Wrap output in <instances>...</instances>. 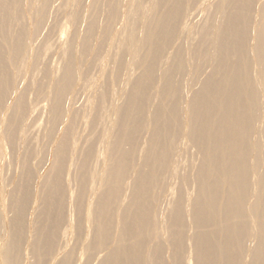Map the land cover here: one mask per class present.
<instances>
[{
	"label": "bare ground",
	"instance_id": "1",
	"mask_svg": "<svg viewBox=\"0 0 264 264\" xmlns=\"http://www.w3.org/2000/svg\"><path fill=\"white\" fill-rule=\"evenodd\" d=\"M18 1L0 0V264H264V3L256 27V0L195 27L214 0H29L22 29ZM50 40L67 55L33 92L39 157L18 86Z\"/></svg>",
	"mask_w": 264,
	"mask_h": 264
},
{
	"label": "rangeland",
	"instance_id": "2",
	"mask_svg": "<svg viewBox=\"0 0 264 264\" xmlns=\"http://www.w3.org/2000/svg\"><path fill=\"white\" fill-rule=\"evenodd\" d=\"M34 1V0H33ZM35 1H38V0H35ZM146 1L147 0H145V4L144 5H147V3H148V1H147V3H146ZM217 1V0H216ZM216 1L214 0L212 3H210L211 5H209V7H208V9L207 10H205V11H203L202 13H203V15H201L202 13L200 12V14H199V16H198V14L196 15V16H198V18L197 17H194V16H192V18L191 17H189L188 19H186V23L187 24H192V25H194L195 27L197 26L198 27V25L200 26L202 23H204L206 20L205 19H207L208 18V14L209 15H211L212 14V12H214L212 9L214 8L215 9V7H213V5L215 6V4H216ZM256 1H258L257 3H256ZM255 1V8H253V10H252V12H251V22H255L256 24H255V26H254V23H251V27L252 28H254V27H256V25H257V21L260 19V13H259V11H257V12H254V11H256V10H258L257 8H258V5H260V3H264V1L263 0H256ZM260 1V2H259ZM36 4H37V2H35ZM85 3L86 4H84V5H88L87 4V2L85 1ZM35 4V5H36ZM213 4V5H212ZM256 4H257V6H256ZM78 7H79V5H78ZM78 7H76V8H74V11L76 12L77 10H78ZM213 7V8H212ZM86 10H87V7H86ZM192 10H197L196 9V7H195V9L193 8ZM212 10V12L210 13V11ZM15 11H16V13L14 12L13 13V16H14V18H13V20L14 21H17L18 22V20L22 23V24H24L23 26H20V27H22V29H31L32 28V16H33V13H34V9H33V7H31L30 6V4H29V0H19L18 1V3L15 5ZM67 11V14H68V9L66 10ZM66 11L65 12H62L61 13V15H58V14H60L59 12L60 11H58V12H54L52 15H54V16H52V18H53V22H55V24L54 25H56L57 26V24H59V26H57V28H55L56 26H54V32H51V34H50V36L51 35H53L52 37H50V39L52 38L53 39V37H54V33H57L58 34V32H59V30L61 29L60 28V26L62 27L63 25H65L64 26V31L65 32H63L62 34H61V36L63 37V42L65 41V36H66V34H68L66 37L68 38L69 37V34L71 35L72 34V31L74 30V29H72L73 28V26L70 28V26L69 25H71V23L70 22H68L69 23V25L67 24H64L65 22H66V18H65V20H63V18L64 17H66L65 15H66ZM100 12H102V11H100ZM99 12V13H100ZM205 12H206V14L207 15H205ZM57 13V16L55 15ZM198 13V12H197ZM256 15H255V14ZM64 14V15H63ZM101 14H103L102 15V17H103V19H101L102 17L100 16ZM258 15V16H257ZM56 16V17H55ZM205 16V17H204ZM257 16V17H256ZM55 17V18H54ZM101 17V18H100ZM203 17V18H202ZM254 17H255V19H254ZM68 18H69V16H68ZM99 24H101V26L102 25H105L106 26V28H107V33L108 34H111L112 32H110L111 30H115V29H117V31L119 30L118 28L119 27H121L122 25H123V23H124V21L126 22V19H122L121 21H120V23H116V21H114V22H110V24L109 23H107L106 21V19H105V14H104V12L103 13H100L99 14ZM199 18H200V21H202V23L199 21ZM205 18V19H204ZM196 20V22H195V20ZM198 19V20H197ZM256 20V21H254V20ZM65 21L64 23H62L61 21ZM106 20V21H105ZM190 20V21H189ZM192 21H194V22H192ZM60 22L63 24V25H60ZM105 22V23H104ZM117 22H119L118 20H117ZM195 23L197 24V25H195ZM113 24V25H112ZM121 24V25H120ZM252 24H253V26H252ZM120 25V26H119ZM108 28H110L111 30H109ZM9 29H14V27L12 26V25H10L9 26ZM46 29H49V28H46ZM46 29H44V32H45V30ZM57 29H59V30H57ZM71 31V29H72V31H71V33L70 32H66V30L67 31H69V30ZM113 30V33L114 32H117V31H114ZM142 27L141 26H139L138 27V29H137V31L140 33V32H142ZM57 31V32H56ZM53 33V34H52ZM66 33V34H65ZM60 34V33H59ZM62 37H61V39H62ZM102 37H103V35H102ZM102 37L100 36V38H101V40H102ZM67 38H66V40H67ZM51 39V40H52ZM39 40H41V39H39ZM50 40V42H48V44H50L49 45V48H50V50H49V48L47 49V51H48V53H47V51L45 52V51H43L42 52V50L44 49V47H42V46H44V44H42L40 47L42 48V50H41V52H40V55H39V57H38V60L36 61V65L35 66H29L28 65V63L29 62H27L26 61V65L24 66V71H25V73L21 76L22 77V80H23V83L22 84H20V86H18L19 87V89L21 88H23V87H25V88H27L26 89V96H28L29 98H27L26 96H25V99H28V101L26 100V102H28L27 104L28 105H30V106H35V107H37V109H38V111L37 112H35V115H33V117H32V119L30 118V120H29V123L30 124H32L31 122H33V121H37L34 125H36V127H33V128H29V132H28V134H29V137L30 138H32V140H33V142L34 141H36L37 139L36 138H38V140H37V142H35L34 144H35V149H37V144H39V147H38V150H36V152H37V154L38 155H40L39 157H41L42 155V152H43V150L42 149H44L46 146H47V142H45L44 140H46V141H48V138H46L47 137V135H45L46 134V114H47V109H46V107H47V104L48 103H44L43 104V102H46V99H44L43 97H45V95L43 96L41 93L39 94V96L38 95H36L35 93H36V88H35V86H36V83H37V81H39L40 79H42L41 77H43V75H42V73L44 72V71H46V70H48V69H50L53 73H55V75L57 74H59L60 73V69H61V66L63 65V62H65V59L64 58H66L65 56L67 55V54H63V53H58V52H62V50L60 49V48H58L59 49V51H57L58 49L56 48V47H54V45H51V44H53L52 42L53 41H51ZM99 40V39H98ZM100 40V41H101ZM250 40H251V42H250ZM252 40L253 39H249V42L251 43V44H253V42H252ZM100 41H98V43L100 42ZM92 43H96V42H92ZM91 43V47H90V49H91V51H92V54H91V51H90V57L93 55V53H94V49L97 47H94V44H92ZM45 44H47V43H45ZM47 44V45H48ZM46 45V46H47ZM63 45H65V44H63ZM96 45V44H95ZM53 46V47H52ZM48 47V46H47ZM53 48V50H52V48ZM94 47V48H93ZM46 48V47H45ZM92 48H93V50H92ZM57 51V53L55 54V52ZM45 52V53H44ZM52 53H54L55 55H57V56H54ZM89 53V52H88ZM45 54H47L48 56H51V57H48L47 59H46V57H43V55L45 56ZM51 54V55H50ZM46 55V56H47ZM42 56V57H41ZM88 56H89V54H88ZM53 57V58H52ZM89 57V58H90ZM41 58H43L42 59V61H41ZM51 58L53 59V60H56V63H54L55 61H53V60H51ZM61 58H63L64 59V61H63V59H61ZM47 60V63L46 62H44V61H46ZM50 60H51V62H50ZM42 63H41V62ZM58 62V63H57ZM50 63L52 64V66L50 65ZM61 63V65L59 66V64ZM56 64H58V66L56 65ZM54 65V66H53ZM49 66V67H48ZM45 67H47L46 69H45ZM54 69H53V68ZM55 67H57V69L55 68ZM59 67H60V69H59ZM95 67H93V69H92V67H90V69L92 70H90L89 72H91V76H94V75H92L93 73H95V71H96V69H94ZM254 68V69H253ZM53 69V70H52ZM135 69V70H134ZM139 68H136V67H132V69L130 68V76H131V78H132V76L133 77H135V76H137L138 74H139V70H138ZM138 70V71H137ZM252 70V71H251ZM254 70H255V72H254ZM43 71V72H42ZM49 71V70H48ZM54 71H59V72H54ZM131 71L133 72V73H131ZM135 71H137V72H135ZM250 71H251V73L252 74H255L256 73V65H254V64H252L251 65V67H250ZM42 72V73H41ZM44 74V73H43ZM134 74V75H133ZM56 75V76H57ZM48 81H50V79H48ZM47 84H50V83H48L47 82ZM21 85H22V87H21ZM28 86V87H27ZM115 86V85H114ZM113 86V91H116V92H114V93H116V94H114V96H115V98L117 99V100H119L120 101V97H121V101L123 100L122 98H124V97H122L123 95L125 96V93H126V91L128 90L127 88L129 87L127 84L125 85H123V89H122V87L120 88V86L118 87V86H115V87H118V88H120V90H118L117 91V89L115 88ZM127 87V88H126ZM31 89V90H30ZM115 89V90H114ZM27 91H30L29 93L27 92ZM32 91V92H31ZM86 91L87 90H83V91H81V92H79V94H77L76 96H77V99H75L76 100V102H77V100L80 102H78V103H75L76 104V108H82L87 102V97H86V95H88V92L86 93ZM119 91H122V93L120 92L119 93ZM124 91H125V93H124ZM33 92H35V93H33ZM117 92L119 93V94H117ZM32 93V94H31ZM86 93V94H85ZM30 96H29V95ZM35 94V95H34ZM80 94H82L81 96L83 97H80ZM84 94V95H83ZM122 96H121V95ZM34 95V96H33ZM79 95V96H78ZM32 96V97H31ZM37 96V97H36ZM42 96V97H41ZM117 96H119V98L117 97ZM34 97V98H33ZM36 97V98H35ZM42 98V99H41ZM46 98V97H45ZM82 98V99H81ZM84 98H86L85 100H84ZM30 99V100H29ZM45 101H44V100ZM36 100V103L34 102V101ZM38 100V101H37ZM41 102H40V101ZM31 101V102H30ZM33 101V102H32ZM156 101V100H155ZM84 102V103H83ZM39 105H38V104ZM82 103V104H81ZM36 104V105H35ZM79 106H78V105ZM84 104V105H83ZM38 105V106H37ZM41 105V106H40ZM40 106V107H39ZM44 106V107H43ZM78 106V107H77ZM42 108H44L43 110H45V111H43L42 110ZM41 109V110H40ZM40 111L42 112V114H40ZM44 112H46V113H44ZM37 113V114H36ZM43 113L45 114V115H43ZM36 115H38V116H36ZM40 116V118H38ZM43 116H44V118H43ZM36 117V119L34 120V118ZM43 120H42V119ZM40 119V120H39ZM39 121H40V124L42 125V127H41V125L40 124H38L39 123ZM43 121V122H42ZM45 123V124H44ZM39 125V126H38ZM39 127V128H38ZM45 127V128H44ZM45 129V130H43V129ZM31 129V130H30ZM38 130V131H36V130ZM40 129H41V131H40ZM43 130V131H42ZM35 131H36V133H35ZM31 132H33V133H31ZM43 132V133H42ZM45 132V133H44ZM40 133V134H39ZM32 134H34L35 135V138H34V135H32ZM37 134V135H36ZM39 135V136H38ZM43 135H44V137L46 138H44L43 137ZM42 139V140H41ZM39 141H42V142H39ZM44 142H45V144H44ZM40 145H44V146H40ZM191 149V147L189 148V151H191L190 150ZM40 150L42 151V152H40ZM193 153H197V151H195L196 149L193 147ZM195 151V152H194ZM38 152H40V153H38ZM191 153H192V151H191ZM193 155V154H192ZM195 155H199V154H195ZM192 156L193 157V160L194 159H196V158H198L199 159V156ZM198 159H196V160H194V163H193V160H192V158H191V162H192V164H197L198 162ZM195 162H197V163H195ZM191 188V189H190ZM194 187H192V185L190 186L189 185V188L187 189V192H191L190 190H192V193L191 194H194Z\"/></svg>",
	"mask_w": 264,
	"mask_h": 264
}]
</instances>
